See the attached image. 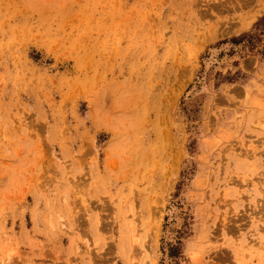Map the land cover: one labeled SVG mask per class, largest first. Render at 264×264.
Wrapping results in <instances>:
<instances>
[{
  "label": "rangeland",
  "instance_id": "rangeland-1",
  "mask_svg": "<svg viewBox=\"0 0 264 264\" xmlns=\"http://www.w3.org/2000/svg\"><path fill=\"white\" fill-rule=\"evenodd\" d=\"M0 264H264V0H0Z\"/></svg>",
  "mask_w": 264,
  "mask_h": 264
},
{
  "label": "trees",
  "instance_id": "trees-1",
  "mask_svg": "<svg viewBox=\"0 0 264 264\" xmlns=\"http://www.w3.org/2000/svg\"><path fill=\"white\" fill-rule=\"evenodd\" d=\"M243 38H244V36L242 38H240V39H234L233 43H235V42H236V44L240 43L242 40H244Z\"/></svg>",
  "mask_w": 264,
  "mask_h": 264
},
{
  "label": "bare ground",
  "instance_id": "bare-ground-1",
  "mask_svg": "<svg viewBox=\"0 0 264 264\" xmlns=\"http://www.w3.org/2000/svg\"><path fill=\"white\" fill-rule=\"evenodd\" d=\"M152 237V236H151Z\"/></svg>",
  "mask_w": 264,
  "mask_h": 264
}]
</instances>
